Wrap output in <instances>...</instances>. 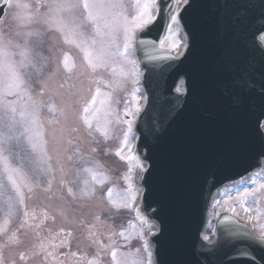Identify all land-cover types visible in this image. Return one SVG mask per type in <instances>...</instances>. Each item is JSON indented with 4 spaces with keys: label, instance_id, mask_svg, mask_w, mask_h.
Listing matches in <instances>:
<instances>
[{
    "label": "water",
    "instance_id": "95a60500",
    "mask_svg": "<svg viewBox=\"0 0 264 264\" xmlns=\"http://www.w3.org/2000/svg\"><path fill=\"white\" fill-rule=\"evenodd\" d=\"M176 2L156 0L135 40L144 92L135 146L145 165L136 176L157 227L154 263L264 264V238L232 214L203 237L215 191L264 166V0H186L179 56L158 46Z\"/></svg>",
    "mask_w": 264,
    "mask_h": 264
},
{
    "label": "snow or ice",
    "instance_id": "6c2138e0",
    "mask_svg": "<svg viewBox=\"0 0 264 264\" xmlns=\"http://www.w3.org/2000/svg\"><path fill=\"white\" fill-rule=\"evenodd\" d=\"M5 3L9 8L16 9H28L30 6L27 3H21L16 0H5ZM133 7L135 9V15L131 18L126 14L122 0H37L36 11L40 8H45L46 11L42 13L43 23L48 25L46 31L54 30L59 32L61 39L65 45H70L79 50L82 56V61L77 64L68 52H64L62 57L58 61L57 69L50 71L46 78L40 79V90L37 93L41 99H33L31 93V85L28 89L22 88L25 81L21 78L19 69L25 68L28 65L25 64V60H29L27 49L20 51L19 55L22 60L17 62L13 57L17 54L10 51L12 48H19L20 45L16 43L12 36H5L0 33V201H3L8 206L6 217L0 224V236H6L7 241L3 246H7L8 243H17V237L15 233L9 234L7 227L8 218L12 216V204L13 200L23 204L24 196L20 190L21 184L28 189L31 193L34 188L41 189L48 195L49 200L60 199L64 196L66 200L70 201L68 207L71 208V204L78 201H89L97 196V187L101 189L108 181L109 177L98 169L103 166L99 161H92L94 165L77 168L76 180H66L63 177L69 175L66 170L65 164L59 163L56 169L53 168L50 161L52 157L47 150L48 140L45 139V122L42 119L44 113L42 110L46 109L49 114L45 119L47 125L53 128V132L56 131V126H59L60 131L63 134L66 131L69 139L67 144L73 143L71 137L82 128L88 136H93V132H99L107 141L111 138L110 125L113 123L111 117L113 116L111 108L112 94L110 92H104L101 90L100 85L104 84L108 88L116 89L123 86V82L132 78V83H136L135 77L138 75V68L135 62L127 59V51L131 47L134 40V33L137 30L143 31L155 20L153 15V8L156 7L155 0H134ZM3 10L0 9V12ZM17 21V27L28 29L23 33L25 37V44H31V38L35 37L42 45L43 37L42 33L38 30H31L30 26L33 23H37L38 19L35 12H29L25 14H17L15 17ZM177 23V16H171V23L168 25L169 36H165L161 39V46L163 47L165 41H169V47L176 49L179 47V41L176 39V33L172 31V24ZM16 36H20V32L15 33ZM123 39V49H121L120 39ZM144 43V41H140ZM40 55L39 62H33L29 60V64L36 71L38 77L42 76L45 67L48 63V58ZM131 64V69H128L126 65ZM104 69L109 72L112 81L110 83L104 81L101 78H97L96 74L99 70ZM57 72H62L64 75V81L57 85L54 89V95L59 98V104L55 100L45 102L42 97L45 92V88L48 87V81L52 80ZM80 76L89 78V92L90 98L84 100L77 110L75 107L76 101L74 97L77 95L75 88L76 85L73 81L78 80ZM31 77H29V80ZM91 85H95V91H92ZM67 86V87H66ZM138 89L134 88L132 92V102L135 106L137 97L135 93ZM10 95H17V102H4V98ZM27 96V101H24V97ZM24 101L19 107L18 102ZM135 111L139 112V107H135ZM74 114L79 122V127H74L68 124L69 115ZM132 110L126 106L124 115H131ZM63 117V121L61 120ZM117 123H126L128 125L127 130L123 132V138L121 140V147L115 152L121 160L126 161L129 165L128 173L125 179L130 180V174L132 172L133 165L142 169V165L137 157L131 154L129 148V155L123 154L124 148L128 147V136L131 132V121L121 120L116 118ZM26 144L27 149L22 145ZM67 152V148L64 150ZM96 151L95 148L92 149ZM23 152V155H21ZM75 155V153L73 154ZM73 155L67 157L68 165L73 162ZM13 160L27 161L28 168L31 174L24 170V166H14ZM61 174L59 181L60 193H53V183L56 179V173ZM6 181V183H5ZM255 184V181H252ZM131 185L129 186V190ZM9 189L14 196L10 194ZM66 190V192H65ZM264 194V184H261L258 188H254L251 191H245L240 199L241 205L243 200L249 196L257 197V194ZM131 198L135 199V194L130 193ZM100 197L106 200L110 209L117 211L120 208H130L131 205L127 200L116 201L113 199V189L109 188L106 193L101 192ZM83 207V206H81ZM245 213L249 209H243ZM73 212L76 209H72ZM234 211V209H233ZM257 217L264 216V211L260 208L255 209ZM56 214L49 217L47 212L44 213L41 224L44 221L51 218L53 223L56 221V216H60L64 220H68L69 216L67 209L64 205H60L55 210ZM28 213H25L27 217ZM35 219V215L32 217ZM75 219V216L72 217ZM137 220L144 223L143 218L139 212L136 214ZM86 217L81 214L79 226L83 227L86 223ZM100 215L94 217L95 221H100ZM252 217L249 216V220ZM41 224H37L39 228ZM20 227H24L21 224ZM89 232L85 237L92 244H100V240L96 237L95 223L87 224ZM133 229L134 225H130ZM261 232V237L264 238V224L258 226ZM19 231V229H17ZM37 235H39L37 233ZM63 235L59 244L49 242L52 251L48 250V245H45L43 241L40 242L39 250L32 253V257H26L24 253H20L21 260H27L30 258H36L39 264H51L49 258L52 261L59 259L53 255V252L62 247H69V258L77 257L76 252H71L70 244L68 243V237H72L73 233L70 230L61 228L58 232L54 233V236ZM122 237L125 241H128L131 237L126 235L124 231L113 233ZM95 238V239H94ZM143 239V236L140 237ZM208 239L207 236L204 237ZM102 249H107V255L110 256L108 264H143V261L139 257L140 249L136 252L124 253L119 250L120 246L116 245L115 241H112L108 245H102ZM143 250L148 253L149 264L151 253L148 251L147 243L145 242ZM41 253L43 256L41 257ZM61 255H64L63 253ZM86 254L81 253V257L84 258ZM101 254L97 253L92 259L87 260V264H103L100 258ZM0 264H5L2 254H0ZM15 264V261L10 262ZM62 264V262H61Z\"/></svg>",
    "mask_w": 264,
    "mask_h": 264
},
{
    "label": "rangeland",
    "instance_id": "374dc122",
    "mask_svg": "<svg viewBox=\"0 0 264 264\" xmlns=\"http://www.w3.org/2000/svg\"><path fill=\"white\" fill-rule=\"evenodd\" d=\"M16 0H13L15 3ZM21 3L29 4L28 9H16L9 8L8 5L5 8V11L0 16V33H3L5 36H12L13 40L20 45L19 48H12L10 51L17 53L13 59L17 62L22 60V57L19 55L20 51L27 49L28 58L33 62H39L40 55L48 58L47 66L44 69L42 76L38 77L36 71L29 64V60H25V64L28 66L22 69H19L21 78L25 81L22 85V88L28 89L29 84L31 85V95L33 99H41L37 93L40 90V79L46 78L50 71H55L57 69L58 61L62 57L64 52H68L70 56L76 60L77 64H80L82 61V56L79 50L73 46L65 45L61 39L59 32H56L54 28L52 30L46 31L48 25L43 23L42 13L46 11L45 8H40L36 11V0H19ZM125 5V12L131 18L132 15H135V9L133 7L134 0H122ZM176 6L175 12L173 15L177 16V12L180 8ZM29 12H35L38 19L37 23H33L30 28L33 31L38 30L42 33L43 43L42 45L39 41L33 37L31 38V44H25V37L23 35L28 29L18 28L17 21L15 17L17 14H25ZM153 15H155L156 7L152 10ZM172 31L176 33V39L179 41V47L176 49H171L169 47V41H165L163 48H166L172 51L174 54L178 55L181 53L184 45V35L181 29V26L177 20L176 24H172ZM20 32V36H16L15 33ZM169 33V32H168ZM134 33V37H135ZM170 33L168 34V36ZM121 49H123V39L121 36L120 39ZM162 47V46H161ZM135 45L134 40L131 47L128 49L126 55L127 59L135 62L136 66L138 63L135 59ZM128 69H131L132 65H126ZM138 68V67H137ZM140 69L138 68V75L135 77L136 83H132V78H129L127 81L123 82V86L120 88L112 89L106 87L104 84L100 85V88L104 92H110L112 94L111 108L113 116L111 119L113 123L109 126L111 129V138L107 141L104 140L103 136L99 132H93V136H88V134L80 128V130L75 133L71 139L73 143L71 145L67 144L69 139L68 135L65 133L62 136L59 126H56V131L53 132V128L47 125L46 117L49 115L47 110H42L44 115L42 119L45 122V139L48 140L47 150L49 155L52 157L50 163L53 168L56 169L59 163L65 164L66 170L69 172V175L63 177L66 180L74 181L76 180V170L77 168L85 166L84 162H87V166L94 165L92 161H99L103 166L98 169V171L104 172L108 177V181L105 183L104 187L101 189L97 187V196L89 201H78L71 204V208L68 207L70 201L66 200L64 196H61L60 199L49 200L47 197L50 193H45L41 189L34 188L31 193L28 192V189L24 187L23 184L20 186V190L24 196V203H18L16 200H13L12 204V216L8 218L7 227L9 229V234L15 233L18 242L17 243H8L7 246H3L6 241V236H0V254H2L5 264H10V262L15 261V264H39V261L36 258H30L27 260L20 259V253H24L26 257H32V253L39 250L38 246L41 241L45 245H48L49 251H52L51 245L49 242L56 241L54 233L58 232L61 228L70 230L73 233L72 237H68V243L70 244L71 252L77 253V259L84 260L81 263L75 262L76 264H87L88 259H92L97 253H100L101 260L103 264H108L110 261V256L107 255V249H102V245H108L112 241H115L116 245L120 246L119 250L124 253L136 252L137 249H140L139 257L143 261V264H149L148 253H145L143 250L145 242L147 243L148 251L150 252L151 243L149 242L150 234L155 230L156 225L152 222H147L140 213V188L133 181L132 172L137 168L133 165L132 172L130 174V180H126V175H129L128 168L129 165L126 161L121 160L118 156L115 155V152L118 148L121 147V140L123 138V132L127 130L128 125L126 123H117L116 118L119 117L121 120L131 121V132L128 136V147L124 148L123 154L125 156L129 155L128 149H131V154L138 158L134 150V138L135 132L132 131L134 118H135V107L138 106L141 108L143 102L142 88L140 85ZM97 78H101L104 81L110 83L112 77L109 72L101 69L96 74ZM29 77L31 79L29 80ZM64 81V75L62 72H57L52 80L48 81V87L45 88L44 95L42 99L45 102L50 100H55L59 104L60 100L54 95V89L57 85ZM76 88L75 91L77 95L74 97L76 104L75 107L78 110L80 105L84 102L85 99L90 98L91 93L89 92V78L80 76L78 80L73 81ZM67 87V86H66ZM92 91H95V85H91ZM136 88L138 91L135 93L137 101L135 106L132 102V92ZM17 95H10L4 98V102H17ZM24 101H27V96L24 97ZM24 101L18 102L17 106L19 107ZM129 107L132 110L131 115H124L125 108ZM63 121V117H61ZM68 124L74 127H79V122L76 119L74 114L69 115ZM27 149V145H22ZM67 148V152H65ZM95 148L96 151L93 152L92 149ZM75 153V155H73ZM23 155V152H21ZM73 155V162L71 165L67 163V157ZM142 169L144 168V163L139 159ZM12 163L14 166H24V170L31 174L30 169L28 168L27 161L23 160H13ZM140 171L141 168H137ZM56 179L53 183V193L59 194L61 189L59 181L61 179V174L57 172ZM255 181V184L252 181ZM6 183V181H5ZM261 184H264V166L262 169L252 173L245 179L230 183L219 189L216 195L213 198L211 207L208 214L205 236L212 237L215 231L216 220L219 215L223 213H231L236 215L237 218L245 223H247L258 235H261L259 230V225L264 224V216L257 217L255 209L260 208L264 211V194L258 193L257 197L249 196L247 199L243 200V205L239 202L243 193L251 191L254 188H258ZM131 188L129 190V186ZM109 188L113 189V199L116 201L127 200L131 205L130 208H120L119 211L115 209H110L107 205L106 200L100 197V193H106ZM10 194L14 196V193L9 189ZM66 192V190H65ZM135 194V199L131 198V194ZM60 205H64L67 209L69 216L68 220L62 219L60 216H56V221L53 223L51 218L44 221L41 224L43 215L45 212L51 217L55 215L56 208ZM83 206V207H81ZM244 208L249 209L247 213L244 212ZM72 209H76L75 212ZM234 209V211H233ZM8 211V206L3 201H0V224L6 217ZM87 218L85 226H79V221L81 219V214ZM139 212L140 216L143 218L144 223H141L140 220H137L136 214ZM25 213H28L27 217ZM35 215V219H33ZM100 215V221H95L94 217ZM75 216V219L72 217ZM249 216L252 217L249 220ZM95 223V228L92 231H95L96 237L100 240V244H92L89 240H86L85 237L89 232L87 224ZM21 224H24V227H20ZM37 224H41L39 228L36 227ZM130 225H134L133 229ZM19 229V231H17ZM124 231L126 235H129L131 238L128 241H125L122 237L118 235H113V233H118ZM37 233L39 235H37ZM141 235L143 239H141ZM63 239V235L58 236ZM94 238V239H95ZM65 249L56 250L53 252L54 256H57L60 259L61 254H64L63 260L52 261L51 264H67L70 261V252L69 247H63ZM86 251V257L80 258L81 253ZM152 253V250L151 252ZM43 253H41V257ZM150 264L153 263V258L150 257Z\"/></svg>",
    "mask_w": 264,
    "mask_h": 264
},
{
    "label": "flooded vegetation",
    "instance_id": "af4514ba",
    "mask_svg": "<svg viewBox=\"0 0 264 264\" xmlns=\"http://www.w3.org/2000/svg\"><path fill=\"white\" fill-rule=\"evenodd\" d=\"M54 243H56V244H59V243H60V238H59L58 236H57V238H56V241H54ZM60 249H65V248L62 247V248H59V249H57V250H60ZM84 258H85V257H84ZM60 259L63 260V259H64V255H61V256H60ZM60 259H59V260H60ZM61 260H60V261H61ZM76 261H78L79 263L81 262L80 259H77V258L75 257V258H71L70 261H68L67 264H74Z\"/></svg>",
    "mask_w": 264,
    "mask_h": 264
}]
</instances>
